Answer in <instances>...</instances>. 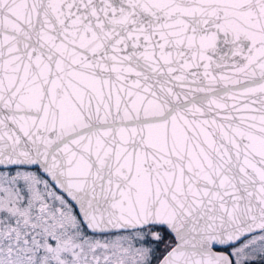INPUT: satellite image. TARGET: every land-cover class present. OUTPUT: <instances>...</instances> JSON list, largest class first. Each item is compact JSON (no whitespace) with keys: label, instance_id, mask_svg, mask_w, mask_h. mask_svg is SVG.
<instances>
[{"label":"snow or ice","instance_id":"obj_1","mask_svg":"<svg viewBox=\"0 0 264 264\" xmlns=\"http://www.w3.org/2000/svg\"><path fill=\"white\" fill-rule=\"evenodd\" d=\"M0 264H264V0H0Z\"/></svg>","mask_w":264,"mask_h":264}]
</instances>
